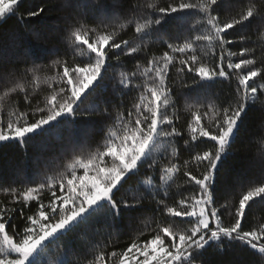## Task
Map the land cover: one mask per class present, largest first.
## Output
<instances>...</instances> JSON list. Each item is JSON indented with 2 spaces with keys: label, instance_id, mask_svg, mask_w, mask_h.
I'll list each match as a JSON object with an SVG mask.
<instances>
[{
  "label": "snow or ice",
  "instance_id": "snow-or-ice-1",
  "mask_svg": "<svg viewBox=\"0 0 264 264\" xmlns=\"http://www.w3.org/2000/svg\"><path fill=\"white\" fill-rule=\"evenodd\" d=\"M16 7L18 0H0V20L15 14ZM78 7L72 0L61 17L63 56L22 70L0 64V76L10 85L0 91V147L18 144L26 151L35 136L78 115L103 117V143L94 150H74L62 170L33 185L0 186L6 196L0 200V264H46L49 246L101 209L107 213V236L88 241L80 253L65 247L55 264H205L208 248L223 252L225 244L235 243L264 257V223L244 227L252 204L257 198L264 201V176L240 185V193L222 203L216 189L219 165L243 118L257 106L264 112V0H239V10L227 17L232 0H171L163 6L127 0V10L115 16L95 5L91 19L75 12ZM45 11L40 6L27 17ZM172 20L182 29L175 34L164 31ZM249 29L260 33L259 60ZM126 30L134 33L132 39L121 35ZM154 44L161 46V55L142 64L139 54L147 56ZM124 57H137L135 70L125 69ZM117 68L119 103L101 107L94 103L96 90ZM189 76L198 88L221 82L230 91L223 99L206 96L186 103L192 118L184 148L205 147L181 161L178 89L189 86ZM41 84L49 89L42 100L36 94ZM14 94H23L22 101L11 102ZM256 158L264 167V137ZM141 169L146 180L139 179ZM181 176L189 187L169 203L172 187L183 188L176 183ZM130 184L136 187L129 197L121 190ZM148 211L151 220L133 229L136 234L126 247L110 250L116 222ZM18 217L22 228L13 223Z\"/></svg>",
  "mask_w": 264,
  "mask_h": 264
},
{
  "label": "trees",
  "instance_id": "trees-1",
  "mask_svg": "<svg viewBox=\"0 0 264 264\" xmlns=\"http://www.w3.org/2000/svg\"><path fill=\"white\" fill-rule=\"evenodd\" d=\"M72 0H18L15 14L4 20H0V64L8 69L32 66V63L50 64L51 60L59 56H63L66 51V41L61 38L58 31L63 25L61 17L67 15V5ZM155 3L163 6L171 2V0H140V3ZM79 7L74 9L81 15H87L91 19L94 6L99 5L101 10L110 16L119 15L127 10V0H78ZM45 7L47 11L38 18H29L27 13L35 10L37 7ZM239 10V0H232V7L225 12V17L234 14ZM24 17V23L21 22ZM182 29L178 28L176 21L172 20L165 25L164 31L175 34ZM251 40L255 42L252 46L257 47V60L261 59L259 53L260 33L248 30ZM34 33L41 35L40 39L36 38ZM124 38L132 39L134 33L126 30L121 33ZM151 51L145 56L139 54V61L143 64L152 55L159 56L162 53L159 44L150 45ZM239 45L232 50H238ZM77 60H87V55L76 56ZM126 70H135L137 57H124ZM120 69H110L102 86L96 90L94 103L101 107L119 103V96L114 92L117 73ZM52 75V72L43 73ZM187 79L188 87H180L178 89L180 95L178 97V108L181 114V120L177 122V127L181 128L183 138H177V145L181 148V161L190 159L195 151L201 150L205 145L192 147L185 150L183 140L188 139L186 132L187 121L191 120V112L185 109L186 103H196L197 99L203 100L206 96H215L223 99L230 91L227 83L217 82L206 88H198L191 83V77ZM7 85L4 77L0 76V91ZM46 84H41L36 89L39 99L48 91ZM135 93L125 96V102H128ZM16 99L22 101L23 94L16 97H10L9 100L14 102ZM264 99V97H262ZM88 105L86 102L85 106ZM22 107V104H21ZM194 110V109H193ZM103 117H85L77 116L72 123L65 122L63 124L52 127L48 131L40 133L31 139L27 144L25 151L18 144H7L0 147V186H19L33 185L44 178L46 174H52L53 171L62 170L73 155V151H79L81 148L94 150L99 144L103 143V129L105 127ZM264 137V112L259 106L250 109L248 114L243 118L240 129L232 143L228 153L222 159L219 165L217 180V195L222 203L224 198H231L238 195L242 190L240 185H248L250 182L258 181L264 176V167H262L257 158V149L260 146L261 138ZM144 169H141L140 180H146L143 175ZM177 184L183 185L182 189L175 186L170 190L169 203L179 197L175 195L178 191H183L189 186L184 185V179L179 177ZM136 185H126L121 193L125 196H131ZM188 194L187 191L184 193ZM6 199L4 193L0 192V200ZM34 210L36 205H31ZM27 214H31L25 209ZM106 210L101 209L90 218L89 222L81 223L66 236L60 238L49 246L46 251V264H55L64 252L65 247H71L74 253H80L86 243L91 240H102L108 234V230L103 228L106 219ZM152 213L133 212L129 216H125L116 222V228L113 235L114 248L110 250L123 249L130 242V239L136 234L134 228L142 226L145 220H151ZM229 222V218L225 216V223ZM20 228L23 227L22 218L13 221ZM264 223V201L257 198L252 204L247 215V222L244 227H249ZM180 228L185 225L177 223ZM100 228V234L95 235L94 230ZM147 235L141 237L146 239ZM76 259L75 256L69 257ZM203 259L205 264H264V257L259 253L247 247L241 246L239 243L232 245L225 244L223 252L219 251L215 246L208 248Z\"/></svg>",
  "mask_w": 264,
  "mask_h": 264
}]
</instances>
